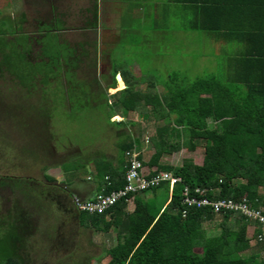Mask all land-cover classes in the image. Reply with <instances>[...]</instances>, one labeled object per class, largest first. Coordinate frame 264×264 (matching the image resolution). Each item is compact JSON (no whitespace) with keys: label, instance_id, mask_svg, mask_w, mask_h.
<instances>
[{"label":"trees","instance_id":"16d2710c","mask_svg":"<svg viewBox=\"0 0 264 264\" xmlns=\"http://www.w3.org/2000/svg\"><path fill=\"white\" fill-rule=\"evenodd\" d=\"M163 9L161 20L166 22L169 15L177 14L187 26L184 29L199 33L198 40H210V54H203L206 60L201 72L189 79L182 68L173 69L167 71L166 79L158 81L155 71L140 69L136 76L129 63L121 64L112 54L109 82L101 86L99 79L91 78L90 93L105 100L109 122L115 115L124 118L114 124L129 133L117 137V154L113 158L98 157L93 152L90 167L84 148H72V154L58 163L67 166V177L61 185L48 175L26 176L20 171L33 163L41 164V173L48 168L42 164L41 154L46 152L50 160L53 150L44 148L45 140L35 150L38 154L12 156L20 173L0 175V187L12 193V206L0 215V264H31L28 247L39 230L37 224L47 222L51 226L50 221L57 223L64 217L61 210L54 212L47 206L54 193L71 196L66 185L73 177H84L79 172L82 168L96 184L94 194L107 195L123 188L129 168L127 151L140 152L137 159L147 169L148 179L159 172H170L180 182L172 189L168 181H161L129 192L98 214L78 211L71 201L66 207L70 221L76 220L78 227L96 236L115 238V243L104 248L103 256L97 260L108 258L105 264H264L263 223L238 210L215 212L208 205L183 202L186 187L188 196L197 199H246L251 209L264 215V0H167ZM87 10V21L93 29L98 21L96 1ZM41 24L37 39L24 34L17 25L15 39L7 41L2 28L11 27L10 21L0 23V71L4 69L28 90L36 89L33 81L37 75H41L44 86L50 78L59 79L61 72L63 76L65 71L70 72L72 79L82 57L96 68L95 48L90 58L89 50L80 54L75 46L58 44L62 31L59 19L56 25ZM159 26L154 19L153 27ZM32 44L40 47L33 56ZM201 55L193 54L192 58L198 61ZM62 59L69 65L60 67ZM22 61L27 72L25 80H21L16 67ZM116 74H120L124 88L109 94L108 89L116 88ZM146 141L153 149L148 159L142 151ZM198 148L203 149L201 164L191 158L177 166L160 162L182 149L193 152ZM197 188L202 194L195 192ZM32 208L38 211L33 214ZM31 218L41 220L33 223ZM249 226L253 228L251 237L247 235ZM56 243H63V247L49 245L52 254L55 252L53 259L65 248L71 250L68 241L58 238ZM75 254L64 255L60 261ZM90 262L78 260L72 264Z\"/></svg>","mask_w":264,"mask_h":264},{"label":"rangeland","instance_id":"374dc122","mask_svg":"<svg viewBox=\"0 0 264 264\" xmlns=\"http://www.w3.org/2000/svg\"><path fill=\"white\" fill-rule=\"evenodd\" d=\"M128 1L131 4H125L126 11H123L124 17L120 23L123 29L118 35L119 42L112 50L115 59L121 64L125 62L130 64L135 61L137 66H133L131 71L136 76L140 74V69L150 70V72L155 71L157 80L160 81L166 77L167 71L182 68L188 73L189 79H194L201 72L200 67H203V62L206 60V58H203V54H210V40L204 38L198 40L199 33L184 29L187 26L185 22L179 19L177 14L169 15L166 22L161 20L159 10L164 11L163 8L166 6L167 0ZM124 3H127L126 0H124ZM139 7L143 9V15L142 17L138 16V19V17L134 16L139 14ZM157 7L159 12H156V19L153 14ZM83 9L84 4L80 8L72 9L76 10V13H69L71 19L67 21V24L74 27L73 30H70L71 33L68 34L69 38H66L69 40L70 47L89 38L79 33V29H76V27L84 25ZM51 15L52 13L48 9L46 0L39 6L31 5L26 0H0V23L2 21L6 23L10 21L11 26L2 28L6 31L5 39L7 41L15 39L17 25H19L24 34L29 35L32 39H37L39 37L40 23L49 21L48 19L51 18ZM154 19L160 25L158 29L153 27ZM100 32L103 35L101 40L117 37V34L116 37H108L111 34H109L107 29ZM113 32L112 30L111 33ZM88 42H92V39L88 40ZM180 46L181 48H179ZM32 47V56L40 52L39 46L32 44ZM82 49L85 51L89 50L90 58L93 57L90 47L85 46ZM108 51L109 48L100 47V51L96 52L99 55V60L97 62L98 55L96 54L95 69L93 64L88 61V58L81 56L82 62L79 64V69L75 70L72 79H69L72 74L65 71L64 76L63 72H61L59 79L50 78L45 84L46 86H44L40 81L42 79L41 75H37L33 81L36 89L28 88L29 91L35 90L31 92L21 87L20 83L18 84L4 69L0 71V175H15V173H20V171L26 172L28 174L26 176L37 175L39 177L48 175L54 179L55 184L61 185L67 177L64 171V169L67 170V166L63 167L58 163L65 161L67 154H72V148H84L85 157L89 160V167L92 166L91 159L95 158L92 156L93 152L98 157L104 156L107 158H113L117 154V147L115 146L118 140L117 137L122 133H129V130L114 124L124 119L121 115L111 117L109 122V107L103 98L90 93L92 89L91 83H89V80L93 77H96L97 80L99 79L101 86L109 82L108 73L111 68ZM79 52L80 54L82 53L81 50ZM193 54H202V57L195 61L192 58ZM67 61L62 59V62L59 63L60 67H64L65 64L69 65ZM23 63L24 61L19 62L16 66L21 80H25L27 75V72L22 68L25 67ZM48 73L50 74V71ZM117 87L116 85V88L108 89V93H112V90H119ZM43 88L45 93H42ZM67 92H69V96ZM130 130L133 133L135 131L134 128ZM44 140L46 141L44 148L50 147V150H53V156L50 157V160H48L49 157L46 156V152L41 154V156L44 155L42 164H45L48 168L41 173V164L33 163L27 170L25 168L26 171L21 169L19 171L15 167V161L12 156H22V153L35 154L38 152L35 150L41 147ZM146 142H143L142 151L144 158L148 159L153 149L151 144L148 141ZM75 151L79 154L78 150ZM185 158H191L195 164H201L203 149L198 148L193 152L182 149L164 156L160 162L177 166ZM39 170L40 174H38ZM79 172L85 178L87 177L85 175L87 169L82 168ZM11 194L9 189L0 187V215L6 210L5 208L10 209V206H12L9 204ZM56 196L54 193L53 198ZM48 200L50 201V199ZM129 207L133 208L131 201H129ZM53 208L54 212H56L57 207ZM30 210L33 214L38 211H34L33 208ZM40 218H42V215H40ZM40 220L31 218L33 223ZM70 220L71 218L64 216L60 217L57 223L50 221L51 226H48L49 223L47 222L37 224L39 230L34 238L31 239L28 247V251H30L28 260L31 264H54L55 261H59L58 263L60 264H72V261L74 263L78 260H90L91 264H105L107 262L108 258L102 257L101 260L96 258L103 256L102 250L104 248H108V246L115 243L114 236H96L92 231H86L78 227L76 220ZM47 227H50V231ZM252 233L253 228L249 226L248 237H251ZM58 238L62 239L63 242L68 241L71 250L68 251L65 248L62 255H58V257L53 259L51 256H55V252L52 254L53 251L48 247L53 243L56 249L63 247V243L57 245L56 239ZM251 243L253 245V241ZM45 252L46 254L44 255ZM250 252L251 250L244 252V254H249ZM69 253L76 254L73 257L70 255L71 258L69 257L70 260L68 261L66 259L69 258H63L60 261L64 255L67 256Z\"/></svg>","mask_w":264,"mask_h":264},{"label":"crops","instance_id":"0c3cea01","mask_svg":"<svg viewBox=\"0 0 264 264\" xmlns=\"http://www.w3.org/2000/svg\"><path fill=\"white\" fill-rule=\"evenodd\" d=\"M56 1L57 0H49L47 2L48 9L52 13L51 15L52 18L48 19L49 21L46 23H49V24L54 23L56 25V19H59L60 24H61L60 28L62 29V31L59 32L58 44L60 46L64 44H67L70 46V44L68 43L69 40H67L66 38H69L68 34L71 33L70 30H73L74 27L69 26L67 24L68 23L67 21L71 19L69 13L70 14L76 13L77 11L72 10V9L80 8L82 4H84V9H83L84 25L82 27H76V29H79L80 31L79 33H82L84 36H86V38L88 37L89 38L86 39V41H81L79 43H75L74 45L78 52L79 50L83 51L82 48H84L85 46L90 47L92 49V52L95 48L97 53L100 51V47H107L109 48V51L107 53L109 54V63H111V57L113 54L112 50L116 47L118 39H119L118 35L122 32V29H123V26H120L121 25L120 23L124 17L123 11H126L125 4H128V3L131 4L130 1L126 0L127 3H124V0H86V1L85 0L84 1L83 0H80V1L79 0H59L58 2ZM94 1H96L97 3L98 21H97V26L92 29L91 27H89L90 25L87 21L88 16H89V12L87 9H90V7L93 6ZM158 10L159 8L157 7V9H155V12L153 14L154 17H156V19H157L156 12ZM138 11H139V14L134 16L136 18L138 16L142 17L143 15V9L141 7L138 8ZM159 11L158 12L161 14L162 11L161 10ZM78 14L80 15V13ZM106 29L109 32V34H111V36H108V37H112V36L116 37V34H117V37L113 39L107 38V40L106 39L101 40L103 35L100 31L106 30ZM112 30L114 31L113 33H111ZM62 37H63V40H62ZM91 39H92V42H88V40H91ZM98 60H99V55L97 56V62ZM97 66H98V63H97ZM133 66H137L135 61L130 63V69H132ZM118 76H120V74H118ZM116 85H118L117 82H116ZM87 177L86 178L79 177V176L76 178L73 177V181L66 185V188L71 194V196H69L67 193L66 194L64 193L56 194L55 193L57 196L53 198L49 203L52 209H54L53 207H57L58 208V209L56 208L57 211L61 210L62 213L64 212V216L68 217L67 216L68 212H67L66 207L68 206L69 203H71V198L73 196L80 197V198H87L93 195L94 192L96 191V184L90 178H87Z\"/></svg>","mask_w":264,"mask_h":264},{"label":"built area","instance_id":"2783aa9c","mask_svg":"<svg viewBox=\"0 0 264 264\" xmlns=\"http://www.w3.org/2000/svg\"><path fill=\"white\" fill-rule=\"evenodd\" d=\"M140 152L137 151H127L125 157L128 160L129 168L126 171V184L123 188L114 190L109 194L96 193L91 197L86 199H81L79 197L72 198V203L78 211L88 212L89 214L102 213L109 209L117 200L126 197L129 192H135L138 190L145 189L149 185L157 184L161 181H168L170 189L177 182H180V178L173 176L170 172H159L154 175L151 179L146 177L147 169L142 165V163L137 159ZM155 171V169H152ZM202 194V192L197 188L195 192ZM184 199L183 202L187 205H197V206H211L215 212H220L221 210H238L241 211L245 216L257 219L260 223L264 224V215L259 210L251 209L247 203L246 199L241 201L234 200H216L210 201L207 198L197 199L193 196H188L187 188L184 189Z\"/></svg>","mask_w":264,"mask_h":264},{"label":"flooded vegetation","instance_id":"af4514ba","mask_svg":"<svg viewBox=\"0 0 264 264\" xmlns=\"http://www.w3.org/2000/svg\"><path fill=\"white\" fill-rule=\"evenodd\" d=\"M26 1H28V2H30V4L31 5H34V6H39V4H41L44 0H26ZM47 2L49 1V0H46ZM43 7V6H42ZM50 11V10H49ZM42 23V22H41ZM40 23V25H42ZM1 59V58H0ZM22 87V86H21ZM23 88H25V87H23ZM26 89V88H25ZM27 90V89H26ZM28 91V90H27ZM28 92H31V91H28Z\"/></svg>","mask_w":264,"mask_h":264},{"label":"bare ground","instance_id":"6f19581e","mask_svg":"<svg viewBox=\"0 0 264 264\" xmlns=\"http://www.w3.org/2000/svg\"><path fill=\"white\" fill-rule=\"evenodd\" d=\"M121 79L122 78H120V76L117 77V80H118V85H117L118 87H117V89L118 88H122L123 85H124ZM113 91H115V90H112L111 92H113Z\"/></svg>","mask_w":264,"mask_h":264},{"label":"clouds","instance_id":"9594fccd","mask_svg":"<svg viewBox=\"0 0 264 264\" xmlns=\"http://www.w3.org/2000/svg\"><path fill=\"white\" fill-rule=\"evenodd\" d=\"M117 76H118V74L115 75V77H117ZM115 80H116V79H115ZM110 89H113V88H110ZM91 196H92V195H91ZM91 196H90V197H91ZM73 197H74V196H73ZM73 197H72V198H73ZM72 198H71V201H72ZM79 198H80V197H79ZM87 198H89V197H87ZM81 199H86V198H81Z\"/></svg>","mask_w":264,"mask_h":264},{"label":"water","instance_id":"95a60500","mask_svg":"<svg viewBox=\"0 0 264 264\" xmlns=\"http://www.w3.org/2000/svg\"><path fill=\"white\" fill-rule=\"evenodd\" d=\"M115 79H116V82L118 83V80H117V77H115ZM122 88H124V85H123V87ZM122 88H119V89H122ZM114 92V91H113Z\"/></svg>","mask_w":264,"mask_h":264}]
</instances>
